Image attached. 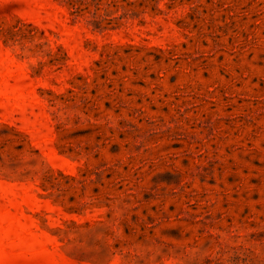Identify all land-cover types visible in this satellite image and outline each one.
<instances>
[{
	"label": "rangeland",
	"instance_id": "rangeland-1",
	"mask_svg": "<svg viewBox=\"0 0 264 264\" xmlns=\"http://www.w3.org/2000/svg\"><path fill=\"white\" fill-rule=\"evenodd\" d=\"M0 264H264V0H0Z\"/></svg>",
	"mask_w": 264,
	"mask_h": 264
}]
</instances>
